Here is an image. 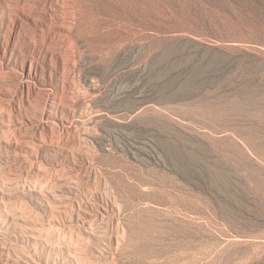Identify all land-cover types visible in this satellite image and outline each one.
<instances>
[{
  "label": "rangeland",
  "instance_id": "rangeland-1",
  "mask_svg": "<svg viewBox=\"0 0 264 264\" xmlns=\"http://www.w3.org/2000/svg\"><path fill=\"white\" fill-rule=\"evenodd\" d=\"M53 1L62 62L0 0V264H264V0Z\"/></svg>",
  "mask_w": 264,
  "mask_h": 264
},
{
  "label": "bare ground",
  "instance_id": "bare-ground-1",
  "mask_svg": "<svg viewBox=\"0 0 264 264\" xmlns=\"http://www.w3.org/2000/svg\"><path fill=\"white\" fill-rule=\"evenodd\" d=\"M4 3V6L12 12L13 19L15 21H12V27L9 30H6L4 39L8 34H11L13 32V28H17V25L19 24L22 26L23 24H26V26L31 28V37H29V40L32 43H36V36H37V30H41V34H44L46 32V40L44 37L42 38V44H45L47 46V50L49 52L50 58H54L55 60L58 59L62 62V52L59 53V55H56L53 49V43H54V35L55 34H63L67 36L69 24L68 20L65 21L63 18L55 22L53 21V17L51 16L50 18L42 20L41 15L38 14V10L36 6H32L31 4L27 3L28 1L32 0H19L21 4L16 3V4H11L9 0H2ZM55 1V0H54ZM53 1V2H54ZM47 3L51 4L52 0H41L40 5L46 6ZM43 17V16H42ZM62 35V36H63ZM68 37V36H67ZM66 38V37H64ZM46 42H45V41ZM47 53V52H46ZM21 76H20V89L21 92L24 91H30L33 90L37 87L39 83V75H38V69L36 63H29L28 66L22 67L21 68ZM46 114L48 112L46 111ZM112 202V201H111ZM110 205V204H109ZM104 211L107 210V207L102 208ZM103 211V212H104ZM103 212L100 214L103 216ZM116 242L118 243V238H115ZM80 257L75 258V261L79 263Z\"/></svg>",
  "mask_w": 264,
  "mask_h": 264
}]
</instances>
